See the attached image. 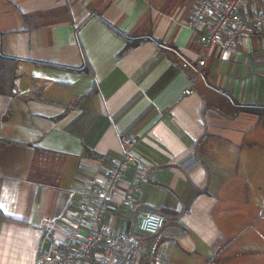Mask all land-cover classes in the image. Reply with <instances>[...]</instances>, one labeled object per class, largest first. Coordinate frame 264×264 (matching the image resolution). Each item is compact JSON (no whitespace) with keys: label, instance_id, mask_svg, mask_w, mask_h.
<instances>
[{"label":"crops","instance_id":"0c3cea01","mask_svg":"<svg viewBox=\"0 0 264 264\" xmlns=\"http://www.w3.org/2000/svg\"><path fill=\"white\" fill-rule=\"evenodd\" d=\"M194 3L0 0V51L18 60L15 93H0V264H41L126 134L147 167L134 206L164 223L139 232L114 203L106 225L177 264H264V32L241 35L230 53L210 48L196 75ZM120 34L131 41L121 55Z\"/></svg>","mask_w":264,"mask_h":264},{"label":"built area","instance_id":"2783aa9c","mask_svg":"<svg viewBox=\"0 0 264 264\" xmlns=\"http://www.w3.org/2000/svg\"><path fill=\"white\" fill-rule=\"evenodd\" d=\"M247 1L195 0L187 26L196 31L201 46L196 75L210 48L219 46L222 52L230 53L241 35L253 30L264 32V8L250 12L246 7ZM193 90V85H190L184 88L183 94H190ZM138 139L133 134L123 135L120 156L104 177L86 182L69 228L61 241L39 255L41 264H130L142 258L152 259L154 264H177L155 253L153 248L140 244L133 234L112 230L104 221L107 208L115 203L121 210L135 213V228L139 232L154 235L163 226L161 214L134 206V197L147 173V167L131 151ZM125 173L129 178L124 192L120 200L114 202L112 196ZM98 243L101 248L94 255L93 248Z\"/></svg>","mask_w":264,"mask_h":264},{"label":"trees","instance_id":"16d2710c","mask_svg":"<svg viewBox=\"0 0 264 264\" xmlns=\"http://www.w3.org/2000/svg\"><path fill=\"white\" fill-rule=\"evenodd\" d=\"M120 35L121 37L124 38L126 44H125V47L119 52V55L125 53L131 47L130 38H128L127 36L123 34H120ZM17 62H18L17 58L5 55L0 51V93L8 94V95H12L15 93L14 84H15V79H16ZM80 70L87 75L93 76L92 68L87 62ZM95 88L96 86L94 83V86L85 95L87 96L91 94L95 90ZM150 211H154V210H150ZM5 218L6 217L0 211V219H5ZM130 233L136 237L133 231L130 230ZM96 247L101 248V244L99 243L96 244L93 248V252L96 250ZM130 264H133V262H130Z\"/></svg>","mask_w":264,"mask_h":264},{"label":"rangeland","instance_id":"374dc122","mask_svg":"<svg viewBox=\"0 0 264 264\" xmlns=\"http://www.w3.org/2000/svg\"><path fill=\"white\" fill-rule=\"evenodd\" d=\"M259 157H260L259 154H257V155L255 156V163L258 162V160H261V164H264V160H262V159H264V157L261 156V159H259ZM257 179H258V178L255 179V182H256Z\"/></svg>","mask_w":264,"mask_h":264}]
</instances>
